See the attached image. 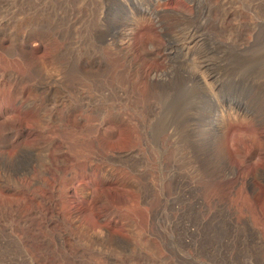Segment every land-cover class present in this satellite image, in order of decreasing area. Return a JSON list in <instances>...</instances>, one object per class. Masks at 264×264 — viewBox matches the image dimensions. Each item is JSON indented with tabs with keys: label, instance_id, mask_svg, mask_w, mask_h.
<instances>
[{
	"label": "rangeland",
	"instance_id": "rangeland-1",
	"mask_svg": "<svg viewBox=\"0 0 264 264\" xmlns=\"http://www.w3.org/2000/svg\"><path fill=\"white\" fill-rule=\"evenodd\" d=\"M0 160V264H264V0H0Z\"/></svg>",
	"mask_w": 264,
	"mask_h": 264
},
{
	"label": "bare ground",
	"instance_id": "bare-ground-1",
	"mask_svg": "<svg viewBox=\"0 0 264 264\" xmlns=\"http://www.w3.org/2000/svg\"><path fill=\"white\" fill-rule=\"evenodd\" d=\"M126 9H128V7ZM123 12H126V10H123ZM185 33H184L185 35L183 38L175 40L174 42H172V41L168 42V45L165 47L166 57L172 58V56L174 55V53L177 52V50H179V49L187 50V49L193 48L196 45H198L199 43H201L203 40L206 39V35H202V33H199L196 27L189 28L187 30V32H185ZM201 62L203 64V66H205V67H208L210 65L209 58H204V59H202ZM161 74L162 73H158V72L154 71L150 77L151 81H155V80L159 79ZM208 117H209V121L207 122L208 124L216 126L217 124L220 123V121H218L215 118H211L210 115L207 114L205 116V118H208ZM217 128H218V131L221 132L222 129L218 126H217ZM1 163H3V160L1 161Z\"/></svg>",
	"mask_w": 264,
	"mask_h": 264
}]
</instances>
